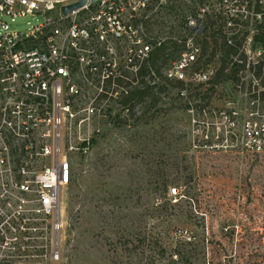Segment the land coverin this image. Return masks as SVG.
<instances>
[{"label":"built area","instance_id":"1","mask_svg":"<svg viewBox=\"0 0 264 264\" xmlns=\"http://www.w3.org/2000/svg\"><path fill=\"white\" fill-rule=\"evenodd\" d=\"M80 1L0 0V237L22 250L50 248L52 259L60 257L77 161L93 154L94 140L109 127L124 123L125 84L138 88L154 50L151 16L173 0H86L65 13ZM186 1L194 8L184 24L194 34L179 40L177 59L162 70L183 84V96L215 77L204 67L203 30L248 28L236 15L264 10V0ZM247 71L248 109L243 117L237 109L221 112L216 129L231 147L264 157L263 60L248 63L247 56L246 70L229 84L242 88ZM169 196L176 199L178 189Z\"/></svg>","mask_w":264,"mask_h":264},{"label":"rangeland","instance_id":"2","mask_svg":"<svg viewBox=\"0 0 264 264\" xmlns=\"http://www.w3.org/2000/svg\"><path fill=\"white\" fill-rule=\"evenodd\" d=\"M192 8L193 2L186 0L158 8L147 28L149 38L182 48L179 40L194 34L184 24ZM234 14L220 15L226 19ZM239 14L240 22L250 24L243 41L248 63L264 62V39H255L258 34L264 37V10ZM220 30L199 37L202 49L209 44L204 67L215 73L219 55L207 63L214 41L220 44L223 36L231 39L239 32ZM173 53L167 52L172 60ZM245 74L242 88L237 83H223L214 91L213 85L194 86L186 96L159 78L152 82L147 77L150 86L167 90L154 89L145 103L125 109L124 123L109 127L94 140L93 154L77 161L65 199L68 224L59 259L51 258L50 248L22 250L0 237L3 263L264 264V157L231 147L216 129L221 112L237 109L243 117L248 109L252 75ZM136 86L127 82L125 89L130 92ZM170 188L180 189L177 202L170 198ZM144 234L159 242L156 251L137 247L136 240ZM179 243L185 249L181 262L171 256Z\"/></svg>","mask_w":264,"mask_h":264},{"label":"trees","instance_id":"3","mask_svg":"<svg viewBox=\"0 0 264 264\" xmlns=\"http://www.w3.org/2000/svg\"><path fill=\"white\" fill-rule=\"evenodd\" d=\"M261 13L260 8L255 12ZM238 19L236 18V22L239 23V18L242 16L240 14H237ZM213 28H207L203 30V33H208V30H211ZM221 29L220 33L223 34V28ZM242 29H245L244 31H241ZM247 28H230L229 31H239L238 33L234 34L232 36V43H229V40L226 36L222 37V42L219 44L218 41H214L212 46V55L210 59L207 61V63H211L217 55H219V64L220 67L215 73L214 79L211 81L210 84L213 85L212 91H214L215 87H218L222 85L223 83H229V82H238L239 78L238 75L240 71L246 70L247 65V56L245 53V50L243 49V41L245 40L248 32L246 30ZM243 35L241 39L240 36ZM259 35V34H258ZM256 36L257 42H262L264 37L259 38V36ZM206 41V45L203 48V53L207 52L209 48V44ZM173 49V54L177 56L179 52L181 51V46H178L176 42H163L160 45H158L157 42L154 43V50L151 54L150 59L148 62L142 67L141 74H140V82L138 88H135L133 91H130L126 94L124 98V106L126 110H133L135 109L136 105H141L145 103V101L153 96L154 89H158L159 93H163L167 90L165 86H160L158 84H155L153 86H150L147 84L145 79L147 77L150 78L152 82L155 81V79L159 78L161 79L165 85H172L176 89H182L183 84L181 82L177 81H169L166 79L162 73L163 66L167 64L170 61H173L171 58H169L167 52ZM242 61V63H239ZM258 72H261L262 66H257ZM153 74L155 76H153ZM158 98L154 97V104H157ZM178 189V188H177ZM179 196L174 199L175 202L178 201V199L181 197L180 189ZM143 234V233H142ZM141 237L138 238L136 241L138 242L137 247L142 248L144 251H156L159 247V242L157 240H154L151 236H147V234L140 235ZM197 245V243L195 244ZM184 252L185 249L183 247L182 243H179L176 245V247L172 250L171 256L176 258L177 261L181 262L184 259ZM6 259H0V264H4L3 262Z\"/></svg>","mask_w":264,"mask_h":264},{"label":"water","instance_id":"4","mask_svg":"<svg viewBox=\"0 0 264 264\" xmlns=\"http://www.w3.org/2000/svg\"><path fill=\"white\" fill-rule=\"evenodd\" d=\"M94 1H96V0H94ZM85 2H86V0H81L79 4H76V5H73V6L65 8V13H70L74 9H77L78 7H81L82 5L85 4Z\"/></svg>","mask_w":264,"mask_h":264}]
</instances>
